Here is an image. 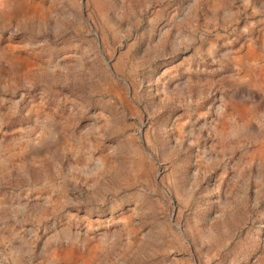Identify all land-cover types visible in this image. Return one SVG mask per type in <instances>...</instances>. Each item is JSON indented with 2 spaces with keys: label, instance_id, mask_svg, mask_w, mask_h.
<instances>
[{
  "label": "rangeland",
  "instance_id": "1",
  "mask_svg": "<svg viewBox=\"0 0 264 264\" xmlns=\"http://www.w3.org/2000/svg\"><path fill=\"white\" fill-rule=\"evenodd\" d=\"M0 264H264V0H0Z\"/></svg>",
  "mask_w": 264,
  "mask_h": 264
}]
</instances>
